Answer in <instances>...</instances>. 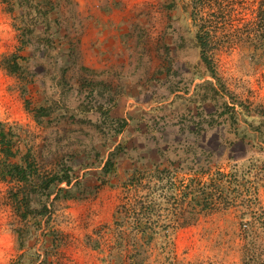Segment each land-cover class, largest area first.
<instances>
[{
  "label": "rangeland",
  "instance_id": "374dc122",
  "mask_svg": "<svg viewBox=\"0 0 264 264\" xmlns=\"http://www.w3.org/2000/svg\"><path fill=\"white\" fill-rule=\"evenodd\" d=\"M190 12L188 0H0V59L19 53L27 75L0 65V122L13 129L21 155L33 150L44 177L67 164L83 183L80 198L56 199L53 188L47 215L34 226L33 216L17 210L14 195H23V184L1 173L0 147V264H264V139L254 130L264 131V44H251L237 21L216 34L208 67L192 42L197 28ZM209 79L237 103L239 134L229 121L199 132L203 116L230 117H219L225 100L192 99ZM45 105L55 111L40 124L36 109ZM190 117L196 122L182 132ZM145 121L151 132L140 129ZM154 137L159 145L147 142ZM175 140L181 143L173 146ZM125 141L143 149V169L155 161L178 168L180 179L205 183L229 175L231 205L176 229L156 218L159 232L151 225V238L141 241L132 221L125 247L118 216L137 191L123 184L134 164L119 165L112 182L99 186L111 149Z\"/></svg>",
  "mask_w": 264,
  "mask_h": 264
},
{
  "label": "trees",
  "instance_id": "16d2710c",
  "mask_svg": "<svg viewBox=\"0 0 264 264\" xmlns=\"http://www.w3.org/2000/svg\"><path fill=\"white\" fill-rule=\"evenodd\" d=\"M253 8L249 0H188L191 12L190 17L194 22L196 34L192 41L202 51V60L209 66L210 55L217 46L215 40L219 31L228 33V29H232L235 22L242 21L244 27L248 29L247 38L251 44H259L257 41L262 40L264 44V0H252ZM177 0H175V3ZM253 12L254 17L246 19V15ZM48 26V25H47ZM255 32V33H253ZM252 34V37L250 34ZM192 34V33H191ZM24 57L19 53L4 55L0 59V65L4 66L11 74L18 76L19 78H26V67L21 60ZM209 73L214 79L220 82V79L214 69H211ZM213 79V80H214ZM213 80H206L202 84L198 85L197 92L192 97L193 100L200 101L202 103H217L218 105L222 100H225L224 111L219 114V117L224 118L228 114L230 117H226L221 121L213 114L209 119L203 116V120L197 123L195 118L190 117V121L181 126V131L192 129L191 120L196 122L199 128V132H205L208 128H216L218 125H226L233 128L236 133H240L238 129L239 119L237 118V103L229 102L226 100L224 94V87H220ZM24 91H28L27 85H23ZM212 103V104H213ZM27 105L30 106L31 102L27 100ZM55 109L50 105L41 106L36 109L35 118L40 124H44L47 118H50L54 114ZM147 118V116H143ZM124 124H128L127 119H122ZM180 122H178V125ZM140 129H146L151 132V125L149 122H141ZM147 127V128H146ZM254 130L261 131L259 137L264 139V131L261 128ZM180 131V132H181ZM190 133H194L190 130ZM149 134H146V137ZM15 134L11 127H8L5 123L0 122V147L5 154V160L2 164V175L7 180L8 178L23 184V195L15 194V202L17 210H19L24 218H28L30 215L34 217V226H40L43 216H46L48 210V202L52 196L51 190L57 189L56 199L60 198H80L81 191L79 187L82 186V182L72 173L73 169L67 164L61 165L62 167L52 176L44 177L40 173L39 163L35 158L33 150L31 148L21 155L22 149L20 148V141L14 139ZM147 138V139H148ZM192 144L191 138L186 140ZM147 142H155L153 139H148ZM145 149L150 147L151 144H146ZM175 146L181 142L175 140L170 141ZM159 145V144H158ZM168 146V149L172 147ZM16 147V149H15ZM163 147H167L164 144ZM177 148V147H176ZM139 146L128 148L127 143H120L115 149H111L110 154L102 168V177H99L100 185L104 186L112 182V177L117 174L118 166L123 163L134 164V167H128L127 177L124 181V186L129 190L137 188L131 202L129 204L122 205L119 208V216L124 217L122 221L123 234L122 242L125 243V247H128V241L132 239V235L129 232L131 222L136 220V238L137 241L144 240L145 238H151L149 230L154 221L155 225L160 227V222L156 218L166 219V227L173 229L187 227L198 221L202 213H209L210 211H216L220 209H226L231 205L229 199V189L233 183L230 180V176L218 174L221 178L213 179L214 183H205L197 177H186L187 179L179 178L180 170L178 168L163 167L155 161L152 162V166L149 169H143L138 166L140 162L147 160L140 152ZM164 152V151H163ZM21 155L20 161H15L18 155ZM138 154L137 156H135ZM162 156V154H160ZM165 156V155H164ZM163 156V157H164ZM212 155H208L207 161ZM138 158V159H136ZM189 164L192 160L188 159ZM183 163V162H181ZM185 163H183L184 165ZM203 165V173H207L206 167ZM85 166H83L84 168ZM180 167V166H179ZM202 172V170H200ZM152 179L147 182L148 177ZM179 179V180H178ZM230 180V181H229ZM166 182V183H165ZM66 185V186H62ZM38 196V200L42 202L43 207L38 209V201L33 197V194ZM83 196V195H82ZM45 208V211L43 209ZM42 216L41 218H39ZM155 225L152 228L155 230V234L159 231Z\"/></svg>",
  "mask_w": 264,
  "mask_h": 264
}]
</instances>
